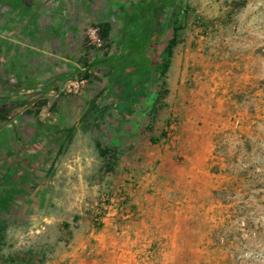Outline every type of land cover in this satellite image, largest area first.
<instances>
[{
    "label": "rangeland",
    "instance_id": "374dc122",
    "mask_svg": "<svg viewBox=\"0 0 264 264\" xmlns=\"http://www.w3.org/2000/svg\"><path fill=\"white\" fill-rule=\"evenodd\" d=\"M32 1L69 11V40L39 47L72 77L41 69L57 104L43 161L0 166V264H264V0ZM97 142L117 152L112 169Z\"/></svg>",
    "mask_w": 264,
    "mask_h": 264
},
{
    "label": "crops",
    "instance_id": "0c3cea01",
    "mask_svg": "<svg viewBox=\"0 0 264 264\" xmlns=\"http://www.w3.org/2000/svg\"><path fill=\"white\" fill-rule=\"evenodd\" d=\"M28 1L0 0V166H38L43 161L40 123L57 104L48 91L52 78L40 80L41 69L57 78L71 75L55 61L65 59L63 55L39 47L56 37L69 40V11ZM44 22L50 29L42 28ZM148 183L143 182V189Z\"/></svg>",
    "mask_w": 264,
    "mask_h": 264
},
{
    "label": "trees",
    "instance_id": "16d2710c",
    "mask_svg": "<svg viewBox=\"0 0 264 264\" xmlns=\"http://www.w3.org/2000/svg\"><path fill=\"white\" fill-rule=\"evenodd\" d=\"M161 1L163 2L165 0H161ZM156 7H155V10H156ZM152 14L154 15V10L152 11ZM150 29H151V26H150ZM182 29H183V26L181 24H179L177 21H174L172 36L167 40V42H165V46L162 49L161 59H160L159 64H158L159 73H160L161 77L163 78V80L161 81V86L167 84V81L165 78L167 77V73H168L169 68L171 66V63H172V58L174 55L175 48L180 43V31ZM99 30H100V37L105 39L110 35L111 24L109 22H101L99 24ZM130 46H133V45L129 44L127 46V41H126L123 44L122 51L126 52ZM111 51H112V49L110 48V50H108L105 53L104 57L96 59L94 61L84 60L83 63L85 65V69H86V71L84 72L85 76L89 77L91 70L99 64L112 63L111 61L114 57V54H112ZM141 72H142V70L138 71V73H141ZM67 77H72V76L68 75ZM131 77H129V78H131ZM164 91H166V89ZM156 101H159V97L156 99ZM166 136H167V132L165 130H163L160 134V137L152 136L151 141L153 143H157V141L160 140V138H163ZM97 147L99 149L100 155L105 159V169H108V170L112 169L113 166L118 161L117 152L112 148L102 146L100 142H97Z\"/></svg>",
    "mask_w": 264,
    "mask_h": 264
},
{
    "label": "built area",
    "instance_id": "2783aa9c",
    "mask_svg": "<svg viewBox=\"0 0 264 264\" xmlns=\"http://www.w3.org/2000/svg\"><path fill=\"white\" fill-rule=\"evenodd\" d=\"M85 82L86 78L83 77H80L76 80H68L63 84L61 90L65 92L78 93ZM128 195L129 194L124 193L118 196L119 209L125 213V217H133L135 212L130 206V198Z\"/></svg>",
    "mask_w": 264,
    "mask_h": 264
}]
</instances>
